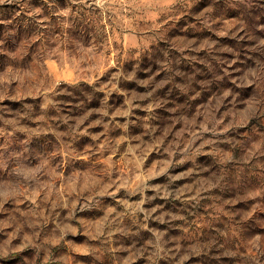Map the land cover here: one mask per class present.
Returning <instances> with one entry per match:
<instances>
[{
    "label": "rangeland",
    "instance_id": "rangeland-1",
    "mask_svg": "<svg viewBox=\"0 0 264 264\" xmlns=\"http://www.w3.org/2000/svg\"><path fill=\"white\" fill-rule=\"evenodd\" d=\"M0 264H264V0H0Z\"/></svg>",
    "mask_w": 264,
    "mask_h": 264
}]
</instances>
